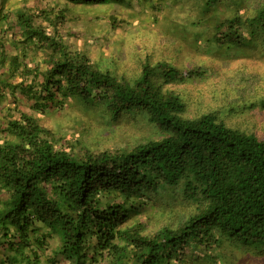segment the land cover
<instances>
[{"label":"trees","instance_id":"16d2710c","mask_svg":"<svg viewBox=\"0 0 264 264\" xmlns=\"http://www.w3.org/2000/svg\"><path fill=\"white\" fill-rule=\"evenodd\" d=\"M132 2L54 0L39 11H0V95L8 91L17 104L19 93L32 113L77 108L111 124L141 119L157 134L94 152L72 147L18 105L8 109L0 118V264H190L199 254L224 260L228 245L264 248V140L213 113L185 116L172 89L210 70L146 61L135 79L119 78L60 35L71 6ZM244 5H197L218 47L264 43V1ZM159 204L161 221L145 216Z\"/></svg>","mask_w":264,"mask_h":264},{"label":"rangeland","instance_id":"374dc122","mask_svg":"<svg viewBox=\"0 0 264 264\" xmlns=\"http://www.w3.org/2000/svg\"><path fill=\"white\" fill-rule=\"evenodd\" d=\"M53 1L2 0L0 11L9 13L13 7L39 11L52 7ZM262 1L245 0L244 6L251 9ZM199 3L201 0H133L131 6H71L60 35L72 50L84 52L95 66L119 78L135 79L146 61H165L181 70L207 68L210 71L203 78L172 87L186 104L185 116L213 113L229 127L264 140V109L259 107L264 101V43L256 39L236 48L218 47L213 42V29L207 25L208 18L198 16ZM220 11L224 13L223 8ZM3 43L11 50L10 40ZM12 81L18 83L21 79ZM2 93L0 118H6L8 109L18 105V110L36 115L40 125L77 149L116 150L157 138L154 128L141 119L122 118L111 124L101 114H85L77 108L32 113L22 95L16 94V104L8 91ZM3 140L0 135V143ZM161 205L145 216L161 221L162 210L157 209ZM177 206L180 214L190 215L191 208L179 203ZM225 251L220 261H210L200 254L192 261L188 256L186 259L190 264H264V248L248 250L228 245Z\"/></svg>","mask_w":264,"mask_h":264}]
</instances>
